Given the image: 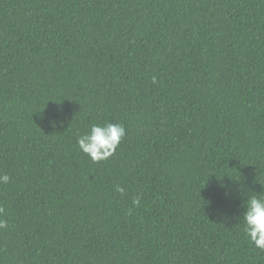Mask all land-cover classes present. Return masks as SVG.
I'll list each match as a JSON object with an SVG mask.
<instances>
[{
	"label": "trees",
	"instance_id": "obj_1",
	"mask_svg": "<svg viewBox=\"0 0 264 264\" xmlns=\"http://www.w3.org/2000/svg\"><path fill=\"white\" fill-rule=\"evenodd\" d=\"M0 174V264H264V0H0Z\"/></svg>",
	"mask_w": 264,
	"mask_h": 264
},
{
	"label": "clouds",
	"instance_id": "obj_2",
	"mask_svg": "<svg viewBox=\"0 0 264 264\" xmlns=\"http://www.w3.org/2000/svg\"><path fill=\"white\" fill-rule=\"evenodd\" d=\"M55 122V120H53ZM125 135V128L120 123L92 124L83 134L76 138L79 150L86 154L93 162L105 160L112 156ZM9 176L0 174V183H7ZM117 192L124 189L116 186ZM133 205L138 206L139 198H134ZM245 210L242 213L244 232L250 242L258 249L264 250V197L253 195L245 201ZM0 213L3 209L0 208ZM7 227V220L0 218V229Z\"/></svg>",
	"mask_w": 264,
	"mask_h": 264
}]
</instances>
